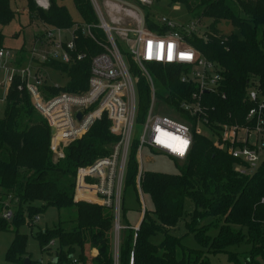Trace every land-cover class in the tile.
Returning a JSON list of instances; mask_svg holds the SVG:
<instances>
[{
  "label": "trees",
  "instance_id": "1",
  "mask_svg": "<svg viewBox=\"0 0 264 264\" xmlns=\"http://www.w3.org/2000/svg\"><path fill=\"white\" fill-rule=\"evenodd\" d=\"M11 1L0 0V27L9 26L18 17ZM48 1L49 8L42 9L36 0H24L30 21L56 29H71L75 23L67 8L58 0ZM73 1L82 23L97 25L91 1ZM168 1L183 5L190 14L201 11V19L212 20L205 37L195 35L190 40L203 57L217 65L224 77L222 92L226 99L218 95L205 97L208 124L204 129L211 136L194 137L191 152L183 161L186 165L176 175L142 170L141 192L150 198L153 209L148 211L145 205L140 209L142 221L136 229L127 220L122 195V229L116 244L113 210L77 203L74 195L78 169L108 156L120 138L111 133V124L104 116L82 139L65 148V158L58 160L51 151L52 133L48 122L35 111L28 92L18 91L20 80L16 79L8 89L4 115L0 118V233L15 235L6 257L8 264H21L29 256L27 235L20 234L19 228L26 224L33 228L36 216L51 208L74 209L77 218L66 222L70 229L59 223L55 229L35 234L42 250L49 255L50 244L57 243L55 257L49 264H116V261L117 264H212L209 257L219 255L227 256V264H239L235 249L242 246L247 247L244 254L248 256L244 264H264V154L257 169L250 172L249 164L215 146L222 136L220 125L255 127V122L248 124L247 121L254 107L247 93L259 89L264 96V0H233L235 10L229 5L232 0ZM222 21H231L240 31L239 36L221 35L218 25ZM147 22L149 28L159 30L150 14ZM3 39L0 33V49ZM79 46L92 55L99 51L84 38L80 39ZM47 66L68 75L69 91L87 89L89 59L71 69L59 64ZM150 69L163 87L168 113L195 123L179 109L181 100L188 98L193 88L181 84L172 70L159 66ZM140 89L138 122L144 120L149 106V91L144 81ZM56 93L49 89L47 94ZM138 147L134 141L123 188L124 191L134 188L137 196ZM238 166L245 174L235 171ZM5 208L12 212L11 221L3 218ZM182 223L185 233L173 234L172 230ZM189 238H193L197 247L186 245Z\"/></svg>",
  "mask_w": 264,
  "mask_h": 264
},
{
  "label": "built area",
  "instance_id": "2",
  "mask_svg": "<svg viewBox=\"0 0 264 264\" xmlns=\"http://www.w3.org/2000/svg\"><path fill=\"white\" fill-rule=\"evenodd\" d=\"M90 1L98 19L97 25L75 23L68 30L48 26L43 38L36 42L37 49L44 50L35 56L34 47L32 58L24 61V66L17 65L18 55L11 56L10 52L0 49V61L14 60L13 66L7 67L5 63L0 70L6 72L8 89L19 78L18 91L28 92L36 112L51 129L56 130L51 151L58 160L65 158V148L82 139L97 122L107 117L111 133L120 141L110 158H100L92 165L78 169L74 200L113 210L115 231L119 237L126 166L133 142L137 141L139 145L138 162V154L146 146L185 161L193 147L194 137L205 136L199 131L208 124L205 97L218 95L226 99L222 92L224 77L217 65L191 45L190 40L196 35L195 26L187 29L167 18H154V24L161 32L148 27L147 16L134 2L149 8L155 0H104V11L98 4L99 0ZM37 3L42 9L49 8V1L44 4L43 0H38ZM96 31L103 33L105 41L99 39ZM82 38L95 44L99 51L92 55L80 48ZM88 59L89 79L85 91H69L45 80L43 70L50 68L48 64L71 69ZM153 66L176 72L181 84L193 88L189 97L181 100L179 109L196 120L195 123L179 121L158 111V95L150 69ZM143 81L149 91V106L144 120L138 122L141 103L138 93ZM49 89L57 93L49 96ZM247 97L254 104L247 121L248 124L255 122V127L222 125V136L215 144L223 145L224 149L225 143L229 142L228 154L249 164L250 172H253L264 154V96L257 89L249 90ZM165 98L162 99L163 106L168 104ZM136 124L143 127L139 140L133 137ZM226 127H231V130L228 132ZM235 171L245 174L241 166ZM141 174L140 167L138 182ZM7 208L3 211V218L11 220L12 212ZM39 220L36 217L34 223Z\"/></svg>",
  "mask_w": 264,
  "mask_h": 264
},
{
  "label": "rangeland",
  "instance_id": "3",
  "mask_svg": "<svg viewBox=\"0 0 264 264\" xmlns=\"http://www.w3.org/2000/svg\"><path fill=\"white\" fill-rule=\"evenodd\" d=\"M38 0H36V4ZM44 4H47L48 0H43ZM60 5H64L67 10L69 11V14L74 21V23H82V19L80 15L78 14L74 1L73 0H58ZM235 2L229 4L233 7L235 10ZM99 6L104 11V0L98 1ZM134 4L142 9L143 14L147 16V14H150L154 18L161 19V18H167L171 22L175 23L176 25L180 27H185L187 29L195 26L196 29V35L205 37V34L209 31V28L212 24V20L202 18L201 19V11L196 12L193 14H190L186 8L183 5L180 4H172L168 0H155L153 5L149 8H143L141 7L137 2H134ZM171 5V7H169ZM39 6V5H38ZM11 7L12 9L18 13V17L14 22H12L9 26L6 27H0V33L3 36V43L2 48L5 52H10L12 55H18L22 58L26 57L27 60L31 59V50L35 47V56L38 55L41 51L44 50V48L37 49L39 46L36 45L37 40H41L47 32L48 26L39 23L37 21H30L28 11L26 9V3L24 0H12L11 1ZM237 12V11H235ZM218 29L221 33V35L225 37L232 36L234 34L239 36V30L236 29L231 21H222L218 25ZM99 39L101 41H105V37L103 36V33L100 31L95 32ZM24 52H26L24 55ZM20 57V60H21ZM24 60V59H23ZM7 63V67H11L14 65V60H11V58L5 59L0 61V69L2 68V65ZM43 75L46 77L45 80L48 84L52 85H58L61 88H65L69 84V77L66 73L60 72L51 68H46L43 70ZM154 76V75H153ZM6 80V72L2 69L0 70V118L4 115L5 110V98L6 94L8 92V86L5 83ZM155 80V90L158 95V101H157V109L161 113H165L169 116H171L174 119H177L179 121H183L178 116H173L172 114L168 113L167 107L168 104L162 103V99L165 96L163 87L159 80ZM140 96V92L138 93ZM36 111V110H35ZM206 119L208 120V115L206 116ZM196 122V120H194ZM186 122V121H185ZM189 125V124H188ZM222 125H220L219 129ZM143 127L141 125H137L134 128L133 131V137L135 140H139L141 133H142ZM220 130H223L221 128ZM226 130L228 132L231 130V127H226ZM199 131L204 134L206 137H210L211 134L208 130L201 128ZM240 134H242L240 132ZM216 140V139H215ZM219 140H217L218 142ZM253 141V139H251ZM222 144L225 141H221ZM228 142V141H227ZM228 143H225L226 147H224V151L228 150L227 145ZM117 146V145H116ZM115 146V147H116ZM215 146L219 150H223V145L215 144ZM115 149V148H114ZM108 155L103 158L111 157L114 153V150ZM139 159V167L142 168L144 172H153V173H161V174H169V175H176L179 173L180 169H183L185 167V162L176 160L166 154L160 153L158 151H154L147 146L144 147L140 154H138ZM140 182L136 179V187L138 191V196L140 199V204L137 201V193L135 192L134 188H128L124 191L123 189V195H124V208L128 211L127 214V220L129 221L130 225L132 227H137L142 219V215L140 213V209L145 207L148 211H151L153 209V204L150 198L146 195H143L140 188ZM91 204V203H90ZM189 208V206H188ZM36 217H39V221L35 222L34 227L31 228L28 224L23 225L19 228V233L22 235H27V248L26 251L28 252L29 256L24 258V262L26 260H29L31 264H49L50 261L53 260L55 257V249L57 248V243L54 245H50V252L51 255H49L48 252L43 251L39 241L36 239L35 234L39 231H45L46 229H55L59 225V223H64L63 227L70 229V224L66 222L73 221L77 218V211L72 210H62L58 211L57 209H49L45 213L40 214ZM11 221V220H10ZM124 224L126 222L124 221ZM116 226V224H115ZM183 223L180 224L178 229L172 230L173 234H176L177 236H181L185 233ZM13 229H11L12 231ZM118 232L116 233V244L119 241V237L117 236ZM14 233L12 232H2L0 233V264H8L6 261L7 253L14 241ZM186 245L195 248L196 243L193 240V238H189L185 241ZM236 253H239V264H244L248 256L244 254V252L247 250L246 246L239 247L238 249H235ZM211 259L212 264H227V256L225 255H219L217 257H209ZM21 263V264H22ZM234 264L236 262H233ZM229 264V263H228Z\"/></svg>",
  "mask_w": 264,
  "mask_h": 264
},
{
  "label": "water",
  "instance_id": "4",
  "mask_svg": "<svg viewBox=\"0 0 264 264\" xmlns=\"http://www.w3.org/2000/svg\"><path fill=\"white\" fill-rule=\"evenodd\" d=\"M171 7V5L169 6ZM81 118V115H79V119ZM52 137L55 136L56 130L54 128L51 129ZM24 264H31L29 260H26Z\"/></svg>",
  "mask_w": 264,
  "mask_h": 264
},
{
  "label": "crops",
  "instance_id": "5",
  "mask_svg": "<svg viewBox=\"0 0 264 264\" xmlns=\"http://www.w3.org/2000/svg\"><path fill=\"white\" fill-rule=\"evenodd\" d=\"M20 57H21V56H20ZM23 59H24V58L21 57V60L18 61V62H21V65H22V66H24V60H23ZM141 221H142V219H141ZM140 223H141V222H140ZM139 225H140V224H139ZM139 225H138L136 228H138Z\"/></svg>",
  "mask_w": 264,
  "mask_h": 264
}]
</instances>
